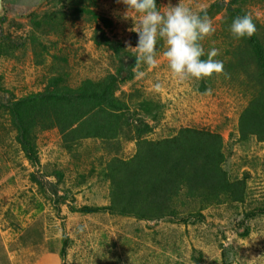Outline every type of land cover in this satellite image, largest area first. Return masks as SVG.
I'll return each mask as SVG.
<instances>
[{
  "label": "rangeland",
  "instance_id": "1",
  "mask_svg": "<svg viewBox=\"0 0 264 264\" xmlns=\"http://www.w3.org/2000/svg\"><path fill=\"white\" fill-rule=\"evenodd\" d=\"M178 3L212 23L200 43L205 59L218 50L223 72L180 80L160 41L154 68L136 62L132 78L116 84L115 98L127 111L114 141L64 143L56 129L38 127L34 165L16 142L6 105L129 66L141 16L127 13L122 0H0V264H264V142H240L237 133L264 74L246 41L229 30L240 12L264 35V0H156L162 12ZM186 127L222 136L224 170L231 180H247L243 203L209 207L202 218L155 222L81 213L108 205L105 166L134 155L136 133L159 140Z\"/></svg>",
  "mask_w": 264,
  "mask_h": 264
},
{
  "label": "trees",
  "instance_id": "2",
  "mask_svg": "<svg viewBox=\"0 0 264 264\" xmlns=\"http://www.w3.org/2000/svg\"><path fill=\"white\" fill-rule=\"evenodd\" d=\"M0 15L3 16L2 11ZM237 16L243 15L239 12ZM104 22L108 26V21ZM257 28L250 38L243 40L256 55L264 74V35ZM110 43L119 49V43L104 39V44ZM135 65L133 58L129 66H120L115 75L109 74L99 81L86 79L76 88L49 86L42 93L8 103L16 142L26 159L31 164L38 163L33 144L38 127L56 129L64 143L114 141L125 124L127 111L125 103L115 98L116 84L118 80L131 79ZM258 81V94L238 118L240 142L251 137L258 143L264 142V75ZM150 132L151 128L146 127L145 133ZM145 133H136L131 158L113 157L107 162L108 205L84 206L82 214L104 211L111 216L155 222L177 219L181 214L202 218V210L209 207L245 201L246 177L231 180L224 170L226 155L220 134L186 127L168 138L150 140L144 137ZM247 235L244 232L242 237ZM65 252L63 246L59 254L63 257Z\"/></svg>",
  "mask_w": 264,
  "mask_h": 264
},
{
  "label": "clouds",
  "instance_id": "3",
  "mask_svg": "<svg viewBox=\"0 0 264 264\" xmlns=\"http://www.w3.org/2000/svg\"><path fill=\"white\" fill-rule=\"evenodd\" d=\"M122 2L127 6V13L133 11L141 16L134 30L138 36L137 45L128 48L135 50L137 63L154 68L157 65V45L162 41L166 45L163 56L176 78L200 80L223 72V63L214 59L218 55L217 49H211L207 53L208 58L202 59L205 50L200 42L214 31L207 16L194 13L181 3L162 12L157 8L156 0ZM229 30L237 39L250 38L256 31V25L249 15L237 16Z\"/></svg>",
  "mask_w": 264,
  "mask_h": 264
}]
</instances>
